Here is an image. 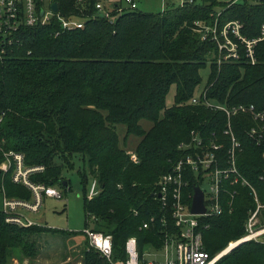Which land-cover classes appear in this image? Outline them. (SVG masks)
Here are the masks:
<instances>
[{"label": "trees", "instance_id": "obj_1", "mask_svg": "<svg viewBox=\"0 0 264 264\" xmlns=\"http://www.w3.org/2000/svg\"><path fill=\"white\" fill-rule=\"evenodd\" d=\"M54 1L64 15L85 17V25L75 30H60L53 22L27 26L20 42L0 54V164L5 151L23 153L28 166L44 167L30 175L32 181L61 183L66 189L70 184H64L62 170L73 168L79 154L84 165L79 175L86 225L95 220V229L112 234L113 259H125L130 236L138 238L143 251L147 244L161 245L165 233L174 229L171 208L158 196L159 180L189 151L180 145L190 142L193 131L204 142H225L223 155L230 146L223 133L224 112L192 104L199 89L208 88L209 99L217 103L264 108V41L257 46V64L244 55L219 64L218 45L202 40L195 30L197 20L213 23L217 19L224 24L238 19L244 35L256 37L264 24V0H211L202 5L187 0L183 6L157 13L118 12L122 0H115L114 21L98 13V0ZM217 7L222 10L218 12ZM171 88L174 102L168 105ZM143 120L151 126L146 128ZM233 123L242 144L238 165L264 202L260 180L264 144H257L248 133L257 121L241 114ZM117 124L126 126L123 143ZM130 135L140 138L132 151L127 148ZM89 175L100 188L93 198L87 195ZM194 186L187 189L194 191ZM2 188L9 197L33 196L27 186L13 180L12 170L0 173V263L34 258L44 227L59 229L7 222L1 207ZM252 206L250 189L241 187L232 212L205 218L209 227L204 241L210 257L246 233ZM86 244L83 264H111ZM215 264H264V246L245 242Z\"/></svg>", "mask_w": 264, "mask_h": 264}, {"label": "built area", "instance_id": "obj_2", "mask_svg": "<svg viewBox=\"0 0 264 264\" xmlns=\"http://www.w3.org/2000/svg\"><path fill=\"white\" fill-rule=\"evenodd\" d=\"M54 0H0V54H5L7 48L20 42V34L27 26L37 24L46 25L56 23L60 30H75L83 28L85 17L78 13L64 15L58 9L52 8ZM123 2L126 5H123ZM120 3V2H119ZM98 13L110 21L116 19L112 14L116 7L112 0H98L95 4ZM137 0H122L116 10L137 9ZM96 14L94 13L93 17ZM91 17V15H90ZM195 30L202 40H210L218 45V63L240 59L246 56L248 62L257 64L259 57L257 46L264 41V24L260 33L250 38L243 33V23L238 20H229L221 24L217 19L213 23L200 20L195 22ZM192 104L205 105L214 110H220L226 115L224 137L230 141L226 154L222 149L225 142H204V139L193 131L189 143H182L181 149L189 150L172 168L162 174L159 180V197L163 204L171 208L174 220V229L165 233L162 244L159 246L147 244L141 251L139 240L130 236L125 243L126 258L113 259V235L97 230L90 225L84 230L88 246L99 251L111 264H215L222 256L248 241H256L264 246V202L260 198V191L241 171L238 165V154L242 150L241 141L234 131V117L246 114L257 121L248 129L251 137L257 144H264V108L258 109L254 104H222L209 99L208 88L202 87L191 99ZM3 116H0V124ZM5 159L0 164V173L12 170V178L22 183L32 191L31 199L9 197L4 188L1 194V207L5 219L9 223L20 226L40 224L29 214L38 212L45 196L63 198V193L55 186L36 183L31 180L33 172L41 171L43 166H28L23 153L13 150L5 151ZM264 158V150H263ZM133 159L137 157L133 154ZM264 182V172L260 174ZM89 192L93 198L100 192L97 180ZM195 184L194 191L187 188ZM200 187L204 192L205 212L192 211L195 188ZM241 187H248L254 199V206L248 211L245 222L246 233L229 244L213 257L205 246L204 232L209 227L205 218L223 215L232 212L234 202ZM93 219H96L95 216ZM148 227V223L144 224ZM1 264V263H0Z\"/></svg>", "mask_w": 264, "mask_h": 264}, {"label": "rangeland", "instance_id": "obj_3", "mask_svg": "<svg viewBox=\"0 0 264 264\" xmlns=\"http://www.w3.org/2000/svg\"><path fill=\"white\" fill-rule=\"evenodd\" d=\"M115 1V0H112ZM187 0H137L139 10L144 12H160L171 7L183 6ZM217 2V0H213ZM229 1V0H220ZM242 2L243 0H237ZM254 3L260 0H249ZM211 0H195L197 5L203 3L209 4ZM123 5H126L123 2ZM218 12L222 8H216ZM205 79L208 74V68L203 70ZM201 90V89H199ZM175 89L171 88L167 104L172 105L174 102ZM142 124L149 128L151 122L143 120ZM117 130L123 143L126 135V126L117 124ZM140 138L136 135H130L127 140V148L132 151L138 144ZM58 159V158H57ZM60 160V159H58ZM75 165L73 168L65 166L62 170L64 181L69 182V187L64 189L61 183H57L55 187L62 191L63 198L45 196L43 204L38 212L29 215L37 222L50 228H58L59 230L51 231L44 227L43 235L39 239V253L34 258H12L9 264H83V252L87 246V237L84 230L86 225V213L84 210V191L83 184L79 175V170L83 169V161L79 154L75 156ZM88 170V169H87ZM97 179L89 175L87 182V195L94 181ZM99 188V187H97ZM91 227H97V222L92 220ZM47 229V230H46Z\"/></svg>", "mask_w": 264, "mask_h": 264}, {"label": "water", "instance_id": "obj_4", "mask_svg": "<svg viewBox=\"0 0 264 264\" xmlns=\"http://www.w3.org/2000/svg\"><path fill=\"white\" fill-rule=\"evenodd\" d=\"M52 8L54 10L58 9V3L56 1L52 3ZM64 184L67 185V182L65 181ZM158 196L160 197L161 194L159 193ZM192 211L195 213L205 212L204 192L200 187L195 188Z\"/></svg>", "mask_w": 264, "mask_h": 264}]
</instances>
